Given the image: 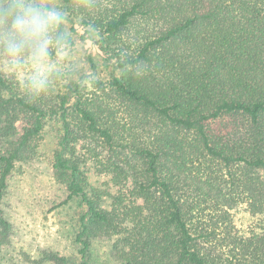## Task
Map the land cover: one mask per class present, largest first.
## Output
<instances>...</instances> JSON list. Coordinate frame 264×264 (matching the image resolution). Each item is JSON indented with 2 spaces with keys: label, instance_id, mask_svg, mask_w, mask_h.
<instances>
[{
  "label": "trees",
  "instance_id": "trees-1",
  "mask_svg": "<svg viewBox=\"0 0 264 264\" xmlns=\"http://www.w3.org/2000/svg\"><path fill=\"white\" fill-rule=\"evenodd\" d=\"M102 63L73 59L48 97L28 102L0 77V250L13 175L38 163L46 128L75 243H112L115 264H264V0H59ZM64 62V58H61ZM103 183L91 186L88 173ZM252 219L241 232L233 211ZM27 264H70L54 252Z\"/></svg>",
  "mask_w": 264,
  "mask_h": 264
},
{
  "label": "rangeland",
  "instance_id": "rangeland-1",
  "mask_svg": "<svg viewBox=\"0 0 264 264\" xmlns=\"http://www.w3.org/2000/svg\"><path fill=\"white\" fill-rule=\"evenodd\" d=\"M67 28L75 29V51L73 59L82 72L93 71L88 56L97 65L96 71L102 77H109L112 68L108 67L93 45V37L85 33L80 20H67ZM57 131L46 128L38 163L22 167L10 180L4 202V214L12 226L11 242L0 250V264H27L24 255L36 259L43 252H54L69 259L70 264H81L75 237L78 220L86 212L79 199L67 202L65 189L56 181L50 164ZM88 179L93 187L103 183L101 177L92 171ZM234 220L241 232H247L252 219L244 207L233 211ZM90 264H115L112 243L108 240L92 241Z\"/></svg>",
  "mask_w": 264,
  "mask_h": 264
},
{
  "label": "clouds",
  "instance_id": "clouds-1",
  "mask_svg": "<svg viewBox=\"0 0 264 264\" xmlns=\"http://www.w3.org/2000/svg\"><path fill=\"white\" fill-rule=\"evenodd\" d=\"M85 10L91 0H79ZM59 0H0V77L31 103L48 97L73 49ZM64 58L62 62L61 58Z\"/></svg>",
  "mask_w": 264,
  "mask_h": 264
}]
</instances>
